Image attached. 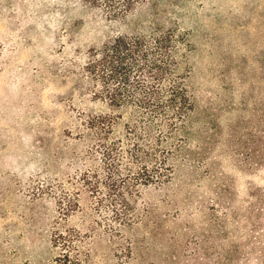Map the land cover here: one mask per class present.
<instances>
[{
  "label": "rangeland",
  "instance_id": "374dc122",
  "mask_svg": "<svg viewBox=\"0 0 264 264\" xmlns=\"http://www.w3.org/2000/svg\"><path fill=\"white\" fill-rule=\"evenodd\" d=\"M0 264H264V0H0Z\"/></svg>",
  "mask_w": 264,
  "mask_h": 264
},
{
  "label": "trees",
  "instance_id": "16d2710c",
  "mask_svg": "<svg viewBox=\"0 0 264 264\" xmlns=\"http://www.w3.org/2000/svg\"><path fill=\"white\" fill-rule=\"evenodd\" d=\"M124 40H126V39L122 38V37L115 39L110 48L112 50L113 49L115 50V48L118 49V47L121 46V44H124ZM140 45H141L140 39L139 38L134 39L132 46H134V48H138ZM155 68L156 69H154V71H152L151 75H152L153 79H155L154 80L155 82H160L162 80V77H163L166 69L162 68L160 65H156V64H155ZM184 90L185 89L182 85H180V82L173 84V86L170 87V89L168 90L169 95H171L169 107L174 108L176 106L178 111L181 110V113L186 108H188V106L191 104L190 99L187 95V92H186V90L185 91ZM149 94L152 97V101H155L158 99L159 90H158L157 85L156 86L152 85L150 87V93ZM178 103L180 105H178ZM186 103H188L187 106H186ZM154 157L155 156H153L152 154H149L145 158L149 159L152 162V165H155V163L157 161L154 160ZM165 165H166V162H165ZM147 170H148V168H146V170L138 173L140 176H142L143 179H146L147 181L153 182V180H156V181L162 182L167 177V175L163 174L162 170H158V169L154 168L155 174H149V171H147Z\"/></svg>",
  "mask_w": 264,
  "mask_h": 264
}]
</instances>
